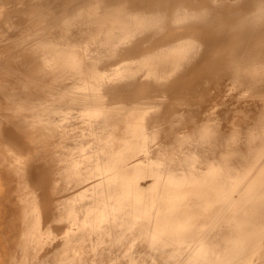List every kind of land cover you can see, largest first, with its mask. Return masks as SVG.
Masks as SVG:
<instances>
[{"label":"bare ground","instance_id":"bare-ground-1","mask_svg":"<svg viewBox=\"0 0 264 264\" xmlns=\"http://www.w3.org/2000/svg\"><path fill=\"white\" fill-rule=\"evenodd\" d=\"M0 264H264V0H0Z\"/></svg>","mask_w":264,"mask_h":264},{"label":"rangeland","instance_id":"rangeland-1","mask_svg":"<svg viewBox=\"0 0 264 264\" xmlns=\"http://www.w3.org/2000/svg\"><path fill=\"white\" fill-rule=\"evenodd\" d=\"M24 3H22L21 4V6L23 5ZM16 16V18H14V19H16L15 20V24L16 25H20L21 24V26H20V28H22L25 24H26V22H27V18L26 19H22L21 17H24L22 14H14V17ZM19 20H21V21H19ZM23 21V22H22Z\"/></svg>","mask_w":264,"mask_h":264}]
</instances>
